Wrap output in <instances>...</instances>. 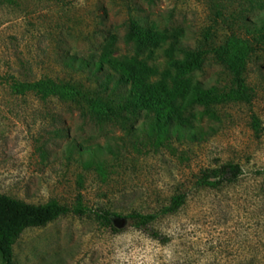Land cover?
Wrapping results in <instances>:
<instances>
[{"label": "rangeland", "instance_id": "obj_1", "mask_svg": "<svg viewBox=\"0 0 264 264\" xmlns=\"http://www.w3.org/2000/svg\"><path fill=\"white\" fill-rule=\"evenodd\" d=\"M135 18L170 34L161 48L137 54L124 41ZM264 18V0H3L0 3V192L31 203L57 199L87 215L69 213L30 228L15 247L20 264H264V52L249 65L253 104H228L223 127L204 144L140 155L117 126L85 119L71 103L43 100L24 84L46 77L83 80L68 57H138L171 87L186 80L226 82L213 49L231 34L249 37L247 24ZM179 46L207 51L201 70L177 77L170 65ZM19 85V86H18ZM146 113V112H145ZM260 120L261 131L251 121ZM141 122L138 121L137 124ZM123 138V140H122ZM101 148L105 174L85 169L71 145ZM121 149L122 151H120ZM114 150V152L112 151ZM121 152V153H118ZM116 153V154H115ZM122 154V157H121ZM120 159H119V158ZM225 161L243 174L218 188L194 187L201 170ZM187 192L186 203L163 214L153 228L163 239L113 217L114 231L99 210L155 212ZM165 240V241H164Z\"/></svg>", "mask_w": 264, "mask_h": 264}, {"label": "trees", "instance_id": "obj_2", "mask_svg": "<svg viewBox=\"0 0 264 264\" xmlns=\"http://www.w3.org/2000/svg\"><path fill=\"white\" fill-rule=\"evenodd\" d=\"M247 33L249 37L233 33L212 50L213 60L226 75L224 84L208 85L197 80L189 86L186 80H181L173 88L164 79L156 80V69L144 60L108 53L100 60L68 57L67 65L81 74L83 80L46 77L23 87L43 100L58 98L73 104L85 119L97 124L120 127L125 132L124 143H129L140 155L166 149L176 156L180 154V146L204 144L223 127L225 106L253 104L257 91L249 81L248 72L250 63L258 59L257 53L264 52V18L248 23ZM170 37L165 30L147 27L130 18L124 41L141 54L149 48H161ZM177 50L182 56L170 62L176 74L174 81L203 68L207 51L189 46H179ZM251 126L255 132L261 131L256 116ZM76 153L85 169L96 168L105 174L109 161L103 157L105 153L101 148L84 149L73 144L67 157L71 159ZM242 174L241 164L225 161L201 170L193 179V186L218 188L236 182ZM187 196V192H180L155 212L133 210L119 214L99 210L96 215L104 226L114 231L119 229L113 217H124L135 228L163 239L153 223L163 214L178 211ZM69 213L87 215L81 194L72 207L55 198L46 203H31L0 192V264H20L15 257V247L27 229L44 227Z\"/></svg>", "mask_w": 264, "mask_h": 264}]
</instances>
